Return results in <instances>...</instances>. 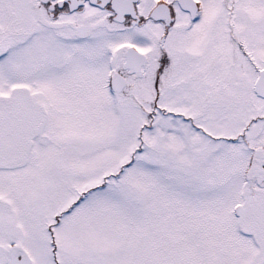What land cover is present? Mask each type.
<instances>
[{
    "label": "snow or ice",
    "instance_id": "6c2138e0",
    "mask_svg": "<svg viewBox=\"0 0 264 264\" xmlns=\"http://www.w3.org/2000/svg\"><path fill=\"white\" fill-rule=\"evenodd\" d=\"M0 264H264V0H0Z\"/></svg>",
    "mask_w": 264,
    "mask_h": 264
}]
</instances>
